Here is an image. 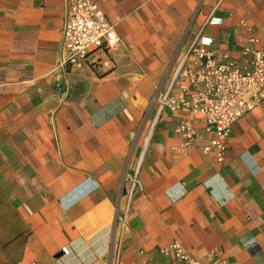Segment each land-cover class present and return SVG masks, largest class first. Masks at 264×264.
I'll use <instances>...</instances> for the list:
<instances>
[{"label":"crops","instance_id":"1","mask_svg":"<svg viewBox=\"0 0 264 264\" xmlns=\"http://www.w3.org/2000/svg\"><path fill=\"white\" fill-rule=\"evenodd\" d=\"M96 1L121 37L111 68L62 65L65 0H0V264H114L119 235L117 264L170 261L175 240L264 264V102L218 162L204 120L183 147L191 116L154 100L200 37L221 62L253 35L264 49V0Z\"/></svg>","mask_w":264,"mask_h":264},{"label":"built area","instance_id":"2","mask_svg":"<svg viewBox=\"0 0 264 264\" xmlns=\"http://www.w3.org/2000/svg\"><path fill=\"white\" fill-rule=\"evenodd\" d=\"M65 15L61 30L62 65L81 69L83 66L111 68L113 54L119 47L115 26L96 0H65ZM253 46H246L241 58L221 62L209 49L212 41L199 38L183 58L173 65V86L166 92L158 88L154 100L161 108L170 107L192 119L185 118L176 131L182 136L183 147L197 137L196 124L204 120L214 136L203 146L206 154L214 153L218 162L225 158L226 140L233 125L243 115L264 102V49L258 38H250ZM201 43V44H200ZM138 179L133 186H137ZM127 223L124 213L116 216L114 224L122 229ZM122 237L112 246V260L117 264ZM165 252L173 254L170 261L139 258L137 264H229L228 260L212 250L204 258L194 256L180 241L171 242ZM68 254L69 248H63Z\"/></svg>","mask_w":264,"mask_h":264}]
</instances>
